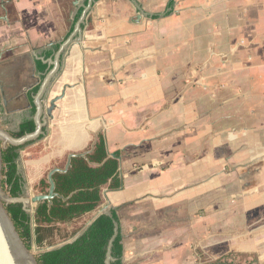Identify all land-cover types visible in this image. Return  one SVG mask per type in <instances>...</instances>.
Wrapping results in <instances>:
<instances>
[{
  "label": "crops",
  "instance_id": "1",
  "mask_svg": "<svg viewBox=\"0 0 264 264\" xmlns=\"http://www.w3.org/2000/svg\"><path fill=\"white\" fill-rule=\"evenodd\" d=\"M69 38L50 82L52 98L67 87L58 148L91 151L102 134L122 182L74 224L117 210L122 264H264V0H0L11 108Z\"/></svg>",
  "mask_w": 264,
  "mask_h": 264
},
{
  "label": "trees",
  "instance_id": "2",
  "mask_svg": "<svg viewBox=\"0 0 264 264\" xmlns=\"http://www.w3.org/2000/svg\"><path fill=\"white\" fill-rule=\"evenodd\" d=\"M82 11L83 8L76 14L74 24L79 20ZM169 14L170 11L166 15ZM58 49L59 46H55L45 53V60L53 58ZM34 64L36 72L40 75L39 80L42 82L49 68L41 61H35ZM39 86L40 83L26 95L29 107L18 116L20 121L17 131L12 135L15 138L35 130L33 117L36 109L33 97ZM53 116L55 119V112ZM46 132L44 128L43 134L36 141L28 142L20 147L9 146L2 151V186L9 197L22 198L30 189L21 155L29 153L31 156L27 158L28 160L36 159L42 151L39 142L45 137ZM54 133L58 139L59 133L56 129ZM118 158V152L114 154V157L108 156L105 139L102 134H99L93 151L86 158H72L66 173L53 175L55 193L59 197L54 198L50 206L47 202H41L33 213L24 210L21 203L6 206L7 213L27 249L30 250L33 244L38 248L44 244L51 247L50 250L36 255L37 264H105L109 242L115 235L116 226L119 225L117 210L110 209L107 214H99L88 226H83L78 232L68 234L65 229L91 214H97L104 202L105 189L108 191L121 189ZM65 162L66 158L63 163L60 162L61 164L55 167L63 169ZM48 188L47 178L43 176L30 190L35 195H44L47 194ZM122 256L123 239L118 230L112 243L110 264H122ZM237 257L230 255L210 264H233ZM228 260L231 261L228 262Z\"/></svg>",
  "mask_w": 264,
  "mask_h": 264
},
{
  "label": "water",
  "instance_id": "3",
  "mask_svg": "<svg viewBox=\"0 0 264 264\" xmlns=\"http://www.w3.org/2000/svg\"><path fill=\"white\" fill-rule=\"evenodd\" d=\"M85 12L86 10L82 11V14L79 20L76 22L75 30L76 29L80 30V25L82 23V19H83ZM69 40L70 38L67 39L59 47V49L57 50L55 54L56 56L53 57L52 60L48 61L49 67L51 65H53V67L48 70L42 82L38 80V83H40V86H39V89L36 95L33 97V103L36 109L35 115L33 117V121L35 124L34 132L30 134H25L20 138H15L8 132L0 129V264H37V261L35 258L36 256H33L30 252L32 248L30 250L26 248V246L22 242L6 210L7 205L14 204V203H22L24 210H27L26 207L28 206V203L24 199H13L5 193L3 186H2V178H3L2 177V167H3L2 151L6 150L7 147L9 146L10 147H20V146L25 145L28 142L36 140L43 134V129L46 125V120L48 121L54 120L53 114H54V111L56 110V107H57L56 105L59 101H61L64 98L67 87H64L62 89L59 96H55L51 98L47 106H44L45 101L43 100V95L46 92L47 87L50 85L51 79L53 78L55 71L59 67L60 58L63 55V52L65 51L66 47L68 46ZM34 70L35 69L33 68V71ZM3 93H4L3 87L0 85L2 105L4 108H6L7 101ZM95 143L96 141L92 144L91 151L78 153V154H69L66 158V163L63 169L54 167L47 173L46 178H47V182L49 185L47 194L33 195L32 198H30V203L34 205L35 207L33 209V212L35 211V209L41 202H47L48 206H50L52 204V200L56 197H59L55 193V184L52 178L53 175L55 173H62V174L66 173L70 167L72 158L74 157L86 158V156L93 151ZM111 157H114V156H111ZM107 213L108 212H105V214ZM117 231H118V226H116L114 237L109 242L105 264H110V262L112 261L111 248H112L113 240L116 237Z\"/></svg>",
  "mask_w": 264,
  "mask_h": 264
},
{
  "label": "rangeland",
  "instance_id": "4",
  "mask_svg": "<svg viewBox=\"0 0 264 264\" xmlns=\"http://www.w3.org/2000/svg\"><path fill=\"white\" fill-rule=\"evenodd\" d=\"M2 78H0V85L4 83L2 82ZM22 87V86H20ZM6 88V85H4V88H3V91L5 90ZM27 88V85L26 86H23L21 89V91L24 93V90ZM52 87H51V84L47 87V90L46 92L44 93L43 95V100L45 101L44 102V106H47L48 105V102L49 100L52 98L51 96V91ZM4 97L5 99L8 97V94L4 91ZM25 94V93H24ZM23 94V95H24ZM7 101V100H6ZM26 105H29L28 101H27V104L26 102L23 101V104H21V107H19L17 110L15 108H11L9 105H8V102H7V105H6V108H4L2 106V103H1V94H0V129L8 132L9 134L13 135L15 134V132L17 131V126H18V123H19V114L23 111L19 110V109H23L24 106ZM54 121V120H53ZM52 120H46V125H45V129H46V134H45V137L39 142L40 146L42 147V151L38 154V156L45 162L46 165H43V168L41 169H38L39 173H36V171H26L27 169L25 168V164L27 166V164L29 163L27 161V158L29 156H31L29 153H22L24 154L21 158H22V166H23V169L25 171V173L28 174V178L30 177V184L29 185V188L31 189L32 186L34 185L35 181H34V177L36 176H45L47 177V173H48V169L53 166L54 164L56 163H63L64 162V159L65 157H63V155L61 154L59 148H58V143H57V138L55 136V125L52 124L53 123ZM38 139V138H37ZM36 139V140H37ZM35 140V141H36ZM60 163V164H61ZM52 169V168H51ZM50 169V170H51ZM37 182V181H36ZM29 183V182H28ZM28 190V192L25 193V195L22 197V198H19V199H24L27 201L28 203V206L26 207V209L30 212V213H33V209L35 208L34 205H32L30 203V198H32L33 195H35L33 192H31V190ZM22 204V203H21ZM23 206V204H22ZM76 224V223H75ZM75 224H72L71 227H68V229L64 228L66 230V232H68V234L70 232H73L75 230H77V228L83 226V223L82 225L80 226H77ZM75 225V226H74ZM63 230V229H62ZM51 247H49L48 245L44 244V246L38 248L36 247L35 245L32 246V250L30 251L31 254L33 256H36L37 254L39 253H42L44 251H48L50 250Z\"/></svg>",
  "mask_w": 264,
  "mask_h": 264
},
{
  "label": "flooded vegetation",
  "instance_id": "5",
  "mask_svg": "<svg viewBox=\"0 0 264 264\" xmlns=\"http://www.w3.org/2000/svg\"><path fill=\"white\" fill-rule=\"evenodd\" d=\"M1 103H2V98H1ZM3 106V105H2ZM28 107H29V105H27V108L26 109H28ZM26 109H24V110H22V111H25Z\"/></svg>",
  "mask_w": 264,
  "mask_h": 264
}]
</instances>
